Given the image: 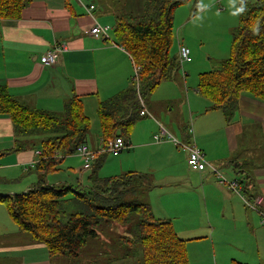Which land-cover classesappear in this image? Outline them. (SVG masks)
Masks as SVG:
<instances>
[{"label": "crops", "instance_id": "1", "mask_svg": "<svg viewBox=\"0 0 264 264\" xmlns=\"http://www.w3.org/2000/svg\"><path fill=\"white\" fill-rule=\"evenodd\" d=\"M241 1L235 4L237 16ZM81 2L95 6L90 14L76 0H31L19 19H0V85L21 102L52 112H61L66 101L78 95L85 115L89 118L87 111L95 109L98 119V103L133 82V62L114 42L111 26L122 13L141 15L142 0ZM213 2L219 0H193L176 11L174 18L180 31L187 28V33L194 37L187 43L176 30L174 56L180 44L190 47V60L184 62L187 74L200 48L195 44V37L202 39L206 34L200 23L190 19L189 11L191 15L199 13L196 17L199 19ZM95 22L110 27V39L89 35ZM233 25L228 26L229 34ZM54 43H65L66 50L58 55L53 66L44 67L40 58ZM225 53V49L219 50L215 56ZM202 72L198 71V75ZM185 79L187 75L184 78L178 71L171 80L161 82L149 97L146 109L154 118L138 119L126 153L120 157L113 155L119 158L114 169L108 168L113 174L102 177L98 173L107 153L92 167L81 166L77 170L69 160L70 155L58 164L57 171L47 176L46 183L88 187L92 184V174L99 178L128 172L144 174L150 183L145 202L156 218L169 219L176 234L186 240L188 264H231L233 261L264 264V224L260 223L258 214L247 208L235 191L220 184L209 170H188L185 151L170 141L154 140L159 126L175 137H182L189 125L185 122L188 115L192 118L194 142L207 161L227 178L237 180L240 193L246 198L259 197L264 210V101L242 93L237 112L226 123L221 111L205 110L208 102L197 92L196 84L189 92ZM174 107H177L175 111ZM37 138H31L25 150L0 156V195L22 194L36 184L38 177L32 170L41 152L32 146L37 144ZM100 139L101 135L96 139L87 134L86 144L98 150L102 144ZM13 146L10 118L0 115V153ZM75 158L78 162L82 159L77 154ZM26 177L28 180H23ZM0 206V264L63 263L60 257L51 258L43 243L34 242L28 233L22 232L1 202ZM98 264L133 262L116 257Z\"/></svg>", "mask_w": 264, "mask_h": 264}, {"label": "trees", "instance_id": "2", "mask_svg": "<svg viewBox=\"0 0 264 264\" xmlns=\"http://www.w3.org/2000/svg\"><path fill=\"white\" fill-rule=\"evenodd\" d=\"M191 1L142 0L141 15L115 17L113 39L138 67L137 87L131 82L98 103L102 142L115 137L128 140L141 117L139 99L146 106L160 83L180 71L178 57L171 53L173 18L178 7ZM30 2L0 0V19H19ZM241 7L230 33L229 56L200 73L196 85L208 102L205 110L221 111L226 123L237 112L242 93L264 101V0H243L238 9ZM0 115L10 118L14 135L13 148L0 156L25 150L31 138L46 135L40 140L41 153L34 165L36 184L22 194L0 195V202L22 232L46 246L51 258H76L87 239L98 236L99 226L123 227L133 222L130 234L120 236V258L133 264H188L186 240L176 234L171 221L156 218L147 202L127 196L135 189L141 192L150 187L146 175L128 172L99 178L92 174L88 187L46 183L65 157L86 144L90 119L78 95L71 96L61 112H52L21 102L0 85Z\"/></svg>", "mask_w": 264, "mask_h": 264}, {"label": "rangeland", "instance_id": "3", "mask_svg": "<svg viewBox=\"0 0 264 264\" xmlns=\"http://www.w3.org/2000/svg\"><path fill=\"white\" fill-rule=\"evenodd\" d=\"M192 1L189 2L188 4L192 3ZM238 2H239V0H221V1L219 0V2H213L207 9H205V11L203 10L204 12L202 11L203 13L200 12L202 14H200L201 17L199 19L196 18L199 15V13L198 14L196 13L195 15H191L192 12L190 13V11H189L188 16H191L190 19H192L194 23H196V22L200 23L203 26L204 32L206 33L202 39L199 36L195 37V44L200 48H198V52L196 53L195 61L193 62L194 68L192 67L191 69H189V72L187 74L186 69H184V62L181 63L180 73L184 78L187 75V79H185V84L189 88V92L192 91L191 89H193V87H192L193 84L197 85L198 71L200 72L203 70V72H205V71L209 70L210 68H212V66L215 64V61L225 59L229 56L231 35L228 32V26H232L234 24L233 25V27H234L237 24L238 16H237V12L235 11V9H236L235 4H237ZM188 4H184L180 7H178L174 12V17H175L176 11L179 8H181L183 6L186 7V6H188ZM180 10H178V11H180ZM111 27H113V26H111ZM176 30H177V34L179 31V35L183 40L185 38L187 39V43H189L188 40H192V38H194V37H192V35L190 33H187L188 32L187 28L180 31V27H178L177 23L175 22V18H173L174 41H173V44L171 47V53L173 55L176 52ZM112 32H113V30H111V33ZM179 35H178V37H179ZM186 47H188V49L190 51L189 45H187ZM191 49H192V47H191ZM224 49L226 50L225 55L220 54V55H218L219 57L215 56V53H217V51L220 50V52H222V50H224ZM191 57L194 58L193 52H191ZM152 99L156 100L155 98H152ZM150 100H151V98L147 99V101H150ZM176 109H177V107H174L173 111H175ZM181 109H183V117H184L185 116L184 108L181 107ZM87 113H88V116L90 118V129L88 131V135H92L93 138L95 137L96 139H98L101 135V132H100V129L98 126L99 123H98V119L96 117L95 109H91V110L89 109V111H87ZM175 114H177V113H174V115ZM186 117H187V119L185 120V122H187V123L189 122V124L191 125V130H192L193 135H194V130H193L192 123H191L192 118L190 119L188 117V115H186ZM146 118L152 120L154 117L149 113V115ZM45 137H46V135L38 136L37 144L35 146L31 145L35 151L39 150L40 139H43ZM176 138L181 140V137L176 136ZM193 139H194V136H193ZM101 146H102V144H100V147ZM176 148L184 151L180 147H176ZM125 153H126V151L123 150L122 152L119 153V157ZM75 155L76 154L72 155L69 160L73 161V164H72L73 168H75L77 170V169H79V167H81V166L83 167V161L81 159L80 162H78L77 158H75ZM106 157L107 158H106L105 162L103 163V165H101V167L99 168V171H98L99 175L102 177L109 176V175L113 174L108 170V168L114 169L115 160L119 159V158H114L113 155L110 153H107ZM81 161H82V163H81ZM91 165H93V164H91ZM188 170H189V168H188ZM32 171H34V170H32ZM91 172L92 171H90L89 174ZM103 174H105V175H103ZM30 176L32 177L33 174H31ZM30 179L31 178H29V180ZM50 179L51 178H49V180ZM227 179H229V178H227ZM23 180L26 181V180H28V178L26 177ZM49 182H51V181H49ZM145 194H146L145 191L140 192L139 190L135 189L134 192H129V195H127V196L131 197V198L134 196L136 198V200L144 202V201H146ZM132 223L133 222H131L127 226H123V227H120V226H117L114 224H111L109 226H103V225L99 226L97 228L98 236L95 238H88L87 239V244L82 249L80 255L76 258H65V257L61 258V259H63L62 264H93V263L98 264V263L109 261L112 258L119 257L123 251V249L121 247H119L121 244L120 243V236L130 234ZM191 257L193 260L192 255H191ZM220 259H221V257H219V253H218V262L220 261Z\"/></svg>", "mask_w": 264, "mask_h": 264}, {"label": "built area", "instance_id": "4", "mask_svg": "<svg viewBox=\"0 0 264 264\" xmlns=\"http://www.w3.org/2000/svg\"><path fill=\"white\" fill-rule=\"evenodd\" d=\"M76 1L89 14L95 7L93 4L84 5L81 0ZM109 29V26L100 25L99 23L95 22L89 29L88 33L92 37L110 39L108 35ZM65 50V43H54L53 46L41 56L40 63L44 67L53 66L57 61L58 55ZM177 57L181 69V63L190 60V51L188 47L183 44H180L177 49ZM137 73L138 67L133 64L132 80L135 83L136 87ZM139 102L141 105L139 115L141 117L148 116L149 112L146 109L144 100L140 98ZM184 134L185 135L181 137V140H179L178 138L167 132L163 126H159V131L156 135H154V140L156 142L170 141L175 147L182 148L186 152V163L189 169L199 172L209 170L210 172L215 174L218 182L235 191L241 197L245 206L254 210L260 218V223L264 224V210L260 206L261 199L259 197H256L253 200H249L248 198H246V196L240 193L241 187L237 180L227 179L216 166L212 165L207 161L204 153L197 147L194 142L193 132L191 130L190 124L187 126ZM101 143L102 146L98 150H92L87 144H81L76 149L75 153L82 158L84 169H88L91 164H93L100 157V155L104 153L118 155L120 152L129 147L128 140H124L121 137L111 138L105 142L101 141Z\"/></svg>", "mask_w": 264, "mask_h": 264}, {"label": "clouds", "instance_id": "5", "mask_svg": "<svg viewBox=\"0 0 264 264\" xmlns=\"http://www.w3.org/2000/svg\"><path fill=\"white\" fill-rule=\"evenodd\" d=\"M237 11L239 12V11H242V7L241 8H239V9H237Z\"/></svg>", "mask_w": 264, "mask_h": 264}]
</instances>
